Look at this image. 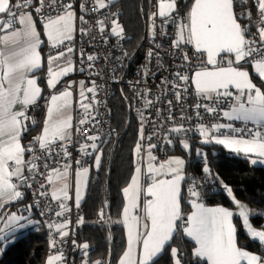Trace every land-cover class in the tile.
<instances>
[{
  "label": "snow or ice",
  "instance_id": "obj_1",
  "mask_svg": "<svg viewBox=\"0 0 264 264\" xmlns=\"http://www.w3.org/2000/svg\"><path fill=\"white\" fill-rule=\"evenodd\" d=\"M92 2L93 11L100 12L114 0ZM79 7L81 13L87 11L84 3ZM154 7L158 11L149 16L153 26L157 15L164 24H174L176 39L171 46L180 49L182 44L190 45L200 61L195 70L191 69V57L185 52L183 59L189 70L175 73L176 80L171 82V87L182 88L175 93L177 102H180L190 83L197 98L195 109L203 108L213 117L207 126L204 123L196 126V131L203 138L201 142L221 145L231 153L243 154L253 165H264V0H190V3L186 0L184 7L187 10L183 15L179 13V0H156ZM238 7L241 9L239 13ZM28 8H33V11L22 10ZM33 12L35 17L41 18L43 37L54 53L47 57L46 83L50 93L61 83V78L73 72L70 56L63 65L57 63L73 51L72 47L65 45L66 41L73 39L76 14L72 3H62L61 0H0V45L3 46L0 49V225H3L0 227V244L15 238L21 229L37 223L18 211H10L9 206L23 199L20 189L33 186L30 181L43 174L39 173L41 167L48 170L45 180L51 186V200L57 203V208L49 205V210L56 218L65 217L69 211L66 201L69 199L68 180L72 164L66 162L62 167L50 168L47 161L52 159L53 153L57 156L62 153L65 161L71 156L64 142L71 141L73 137V118L69 111L72 108L73 83L67 82L62 91L43 97L35 74L43 67L41 48L45 41L38 31ZM53 12L56 14L52 15ZM79 20L87 23L84 15H80ZM97 24L103 32L104 21L98 20ZM111 25V34L122 38L123 28L118 22L112 20ZM84 31L81 29L82 33ZM152 55L149 51L148 56ZM94 59L88 56L89 61ZM86 91L95 95V87ZM80 97L78 103L84 109V115L78 122L79 126L75 127L76 133L89 122L91 109V104L83 102L88 98L83 81L80 82ZM41 98L46 100L43 127L40 134L25 145L22 139L24 133L30 131L26 123L31 119L29 108ZM144 99L146 108L153 103L147 94ZM16 105L21 107L17 109ZM197 115H200L199 111ZM140 120L142 141L145 138L143 113H140ZM249 124L254 127H249ZM190 130L180 125L169 128L168 132L179 136ZM86 139L93 143L81 144L80 152L90 156L92 153L87 152V148L97 151L95 141L98 136L89 135ZM164 140L172 143L168 135ZM180 143L184 149H189L185 139L181 138ZM155 147V144L148 145L144 161L146 169L138 165L130 183L122 189L124 203L122 219L118 222L126 231L127 246L118 264H160L166 253V264H185V260L188 264H264V215L253 212L239 201L228 186H224L225 191L237 211L224 206H206L195 178L187 188V204L191 210L185 215L182 208L185 160L179 157L158 160L151 151ZM142 149L143 145L137 141L134 157L140 156ZM197 155H200L199 151ZM38 161L44 163L39 164ZM100 161V155H96L97 166ZM74 163L78 166L75 202L79 208L81 179L86 177L88 168L83 167L81 160ZM203 172L210 175L206 158ZM45 187L40 185L42 189ZM40 195L47 196L48 191H41ZM32 208L28 205L25 211L31 214ZM41 215H44V210ZM257 220L259 224H256ZM237 221L244 234L257 246L258 254L239 245ZM77 223H83V218L80 217ZM46 226L49 229L50 253L45 264H66L58 245L66 242L69 221L50 219ZM177 233H182L192 242L191 259H188V253L171 246L170 242ZM72 243L82 252V264H104L100 260H88L87 242L76 244L73 240Z\"/></svg>",
  "mask_w": 264,
  "mask_h": 264
},
{
  "label": "built area",
  "instance_id": "obj_2",
  "mask_svg": "<svg viewBox=\"0 0 264 264\" xmlns=\"http://www.w3.org/2000/svg\"><path fill=\"white\" fill-rule=\"evenodd\" d=\"M61 2L73 4L77 25L82 24V29L85 30L84 33L78 32L72 43H65V45L73 47L74 50L75 69L73 77L75 79H84L92 87H95V95L93 96L92 93L88 95V100L91 104V109L88 113L89 122L81 126L79 133H76L75 127L79 126L78 122L84 115V109L78 106L74 107L72 113V123L74 125L72 129L73 137L71 141L64 142L71 152V156L65 161L62 153L59 156L53 153L52 159L47 161L50 168L62 167L67 162L72 164L69 170L75 171L78 166L75 165L74 161L81 160L83 167L91 169L94 157L100 151L99 146L103 142L115 138L117 135L116 130L111 126L110 117L112 99L119 89H125L130 96L129 111L135 120L139 132L141 127L140 113H143L145 117V138L142 141L139 139V141L143 145L142 150L147 148L149 144H155L156 147L151 151L158 160L167 159L172 152V146L164 140L166 135L169 136L172 142H177L180 138L194 140L201 137L199 132L196 131V126L200 123H204L207 126L213 121V117L205 113L203 108L199 110L195 109L194 105L197 102V98L190 83L188 92L184 94V98L180 102H177L175 93L182 91V88L173 89L171 87V82L176 80L175 73L179 71L188 72L189 70V66L183 59L185 52L191 57V69L195 70L200 61L196 59L195 52L190 45L185 46L182 44L180 49L171 46L172 41L176 39L177 29L174 24H164L163 20L157 15L154 18L155 23L153 26V20H150L149 16L152 12L158 11L154 7L156 0H146L144 49L139 61L131 69L128 68L130 59L124 45L125 39L123 35L121 38L111 34V21H118L119 12L113 6V3L100 12H94L92 0H61ZM185 2L186 0H179L180 15H183L187 10L184 7ZM81 3L85 4L87 9L85 13H81L80 11L79 5ZM188 3H190V0H188ZM22 10L33 11V8ZM46 11L49 10L46 9ZM55 14L54 12L52 13V15ZM80 15H84L87 23H80ZM33 16L35 17L34 12ZM35 19L39 21L41 18L35 17ZM98 20L104 21L103 32L99 29ZM149 51L153 53L151 57L148 56ZM90 55L95 57V59L89 61L88 56ZM165 81L168 83H165ZM177 83L180 82L177 81ZM66 84L67 80L62 81L55 89L51 90V93L62 91L66 87ZM51 93L49 89H46L43 97H48ZM145 94L153 102L147 108L145 107ZM45 105L46 100L42 98L40 102L29 108L28 114L31 119L26 123L30 131L24 133L23 141L25 145H28L33 137L38 135V114ZM197 111L200 113L199 116L197 115ZM92 117H95V119H92ZM220 122L226 123L227 121L221 120ZM180 125L191 130L179 136L168 132L169 128ZM249 127L254 126L249 124ZM89 135L98 136V139L95 141L97 151L93 152L92 148L88 147L87 152L92 153V155H82L80 145H91L93 143V141L86 139ZM148 137H151V139H148ZM57 159H59L58 164L56 163ZM191 162L193 165H197L203 163L204 159L198 158ZM38 163L43 164L44 161H38ZM47 171V169L41 167L39 173L43 174H38L34 180L30 181L33 186L31 188L24 187L20 189L23 193V199L19 200L18 204L9 206L10 211H18L26 217L36 216L44 223L50 219H67L69 221V235L65 238L66 242L63 245H58V248L63 251L66 264H82V260L84 259L82 252L72 243L75 240L76 244H80L76 237V230L79 225L77 221L82 217L81 209L73 205L68 207L69 211L65 213V217L56 218L54 216V212L50 211L48 206L51 205L52 208H57V203L51 200V187L47 185L45 180ZM192 178H195L199 182V190L202 192L203 202L207 204L212 199L214 191L210 180L202 173H190L183 184V190L187 198V188ZM40 185H45L46 187L42 189ZM41 191H48V195H40ZM28 205L33 206L31 214L25 211ZM42 210H44V215H41ZM46 252L47 254L50 253L49 244Z\"/></svg>",
  "mask_w": 264,
  "mask_h": 264
},
{
  "label": "trees",
  "instance_id": "obj_3",
  "mask_svg": "<svg viewBox=\"0 0 264 264\" xmlns=\"http://www.w3.org/2000/svg\"><path fill=\"white\" fill-rule=\"evenodd\" d=\"M113 6L119 11L117 22L123 28L124 45L130 59L128 68L131 69L139 61L144 49L143 45L139 46L145 38L146 0H115ZM240 11L238 7L237 13ZM253 31H255L254 26ZM129 104L130 96L127 91L117 90L112 99L110 117L111 126L116 130L117 135L99 146L101 161L97 169L94 170L93 167L91 169L86 196L80 206L83 223H79L76 237L80 244L85 242L89 244L90 262L100 260L104 264H117L125 249L124 229L118 222L124 203L122 189L130 182L136 168L133 152L139 141V130L135 120L131 115L128 116ZM41 115L42 112L38 114L37 130L42 123ZM199 146L205 149L206 156L199 157L204 159V162L193 165L189 160L192 154L188 155L185 177L196 172L204 174L210 180L214 191L208 205L233 208L231 200L225 193L224 186H228L233 190L234 196L238 200L247 202L252 210L264 209L263 166L251 165L244 156L228 153L213 144ZM205 158L210 175L203 172ZM182 195L184 196L182 208L187 215L190 205L187 204L184 190ZM101 210H103L102 220ZM259 223L260 221L257 220L256 224ZM237 227L239 245L257 253V246L244 234L239 222ZM39 233H29L14 240L5 251L0 252V264H45L49 238L45 231ZM170 243L171 246L188 253V259H191L192 242L183 237L182 233H177ZM167 261L168 253L161 259L160 264H166ZM185 264H188L187 260Z\"/></svg>",
  "mask_w": 264,
  "mask_h": 264
},
{
  "label": "crops",
  "instance_id": "obj_4",
  "mask_svg": "<svg viewBox=\"0 0 264 264\" xmlns=\"http://www.w3.org/2000/svg\"><path fill=\"white\" fill-rule=\"evenodd\" d=\"M34 19H35V17H34ZM80 23H81V22H80ZM82 27H83L82 24L77 25V22H76V19H75V20H74V31H73V33H72L73 39H72L71 41H66L65 43H72V42L74 41L75 37H76V34H77L78 32H81ZM37 28H38V31H40V33H41V38H42V40L45 41V43L42 45V48H41L42 57H43V61H42V63H43V67H42V69L38 70V71L36 72L35 75H36V77L38 78V83H39V85L42 87V90H43V93H44V91H45L46 89H48V87H47V83H46V80H47V75H46V74H47V57H48V55H50V54H54V53H52V50L49 49V47H48V45H47V42H46V38L43 37V29H42V26L40 25L39 21H37ZM2 47H3V46L0 45V49H2ZM72 49H73V47H72ZM69 56H70L71 59H72L73 72L70 73L67 77H63V78H61V82L64 81V80H67V82H72V83H73V88H72V91H73L72 108L69 110V111H70V114H71V116H72V113H73V109H74V107H75V106L80 107V105H79V103H78V101L81 99V97H80V82H81V81L84 82L85 95H86L87 97H88V95H89L90 93L87 92L86 89L92 87V85H91L90 83H88L87 81H85L84 79H81V78H79V79H75V78L73 77V76H74V69H75V65H74V50H73L71 53H68L66 57L61 58V60L57 61V63L63 65L64 61H65V60L67 59V57H69ZM58 85H59V84H58ZM58 85H57V86H58ZM192 88H193V90H194V86H192ZM41 100H42V98L39 99L38 102H40ZM83 102L86 103V104H90L88 98L85 99ZM20 107H21L20 105H16V108H17V109H19ZM80 108H82V107H80ZM41 112H42V115H41V121H42V123H41L40 128L37 130V132H38L37 134H38V135H39L40 132H41V129H42V127H43V121H44L45 118H46V105H45L44 108L41 110ZM66 114H68V113H66ZM224 121H226V120H224ZM72 122H73V120H72ZM22 143L24 144L23 139H22ZM232 154H235V153H232ZM239 155L244 156L243 154H239ZM251 165H253V164H251ZM92 166H93V165H92ZM136 167H137V166H136ZM91 169H92V167H91ZM91 169H88V173H87L86 177H83V178L81 179V197H82V198H81L80 206L82 205V203H83V201H84V199H85V196H86V191H87V186H88V181H89V177H90ZM75 172H76V170H75V171H71V170H69V180H68V183H69V188H68L69 199L66 201L68 207H71V206H73V205L76 206V202H75V195H76V192H75V183H76ZM134 172H135V170H134ZM133 174H134V173H133ZM129 183H130V182H129ZM183 184H184V182H182V192H183ZM50 187H51V186H50ZM122 194H123V192H122ZM123 199H124V197H123ZM17 203H18V201L15 202L14 204H11L10 206H14V205L17 204ZM208 207H210V206H208ZM32 217L37 218L36 216H30L29 218H32ZM37 219H39V218H37ZM121 219H122V212H121V218L119 219V221H120ZM39 220H40V219H39ZM40 222H41V225H40L39 227H40V230H42L41 232L45 231V232L47 233V235H48V233H49V229L47 228L46 223L42 222L41 220H40ZM119 224L123 227V224H122V223H119ZM2 226H3V225H0V227H2ZM123 229H124V227H123ZM124 234H125V248H126V246H127V237H126V231H125V229H124ZM185 238H186V237H185ZM186 239L188 240V238H186ZM188 241H190V240H188ZM190 242H191V241H190ZM0 245H1V247H2L3 244H0ZM124 250H125V249H124ZM117 264H118V262H117Z\"/></svg>",
  "mask_w": 264,
  "mask_h": 264
},
{
  "label": "rangeland",
  "instance_id": "obj_5",
  "mask_svg": "<svg viewBox=\"0 0 264 264\" xmlns=\"http://www.w3.org/2000/svg\"><path fill=\"white\" fill-rule=\"evenodd\" d=\"M139 137H140V132H139ZM183 139H185L187 141V143L189 144V149H184L183 148L182 144L180 143V140H181V138H180L177 142H172L170 144V146H172V151L173 152H171L169 154L168 158L169 157H179V158H182V159L185 160V166H186V157H188V155H190V154H192L191 155V158L189 159L190 161H193L194 159H198L200 156H202V157L203 156L204 157L206 156L205 149H201L199 145L213 144V145H216V146L222 148L226 152L231 153L228 150L224 149L223 146H221V145H217L215 143H202L201 142L202 139H203L202 137H200L199 139H194V140L187 139V138H183ZM195 143H197L198 145L195 144ZM198 151L200 152V155H197V152ZM96 155H100V157H101V151H98L96 153ZM146 157H147V148H145L144 150H142L140 156L134 157V159H135V165L136 166H138V165L139 166H142V168L146 169V164L144 163V161L146 160ZM254 166H263L264 167V165H261V164H256ZM92 167H93L94 170L98 168V166L96 165V162H95V157H94V160H93V166ZM184 174H185V168H184ZM225 193H226V191H225ZM226 195H227V193H226ZM239 201H241V200H239ZM241 202H243L244 204H246L251 209V207L249 206V204L247 202H245V201H241ZM205 205L206 206H210V207L219 206V205H208V204H205ZM230 210H233L234 212L237 211V209H235L234 206H233V208L231 207ZM252 211L255 212V213H257V214L264 215V209H257V210H252ZM30 219L32 221H36L37 223L31 224L28 227H25V228L21 229L19 232L16 233L15 238L9 239L5 243H3L2 247H1V251H0L1 253L3 251H5L6 250L5 248H7L8 245L12 244L14 242V240H16L18 238H21L22 236H25V235H27L29 233H37V234H40L39 232L42 231V230H40V227H39L41 225L40 220L37 219V218H35V217H32ZM253 253H255V252H253ZM48 255L49 254L46 255V258H47Z\"/></svg>",
  "mask_w": 264,
  "mask_h": 264
},
{
  "label": "water",
  "instance_id": "obj_6",
  "mask_svg": "<svg viewBox=\"0 0 264 264\" xmlns=\"http://www.w3.org/2000/svg\"><path fill=\"white\" fill-rule=\"evenodd\" d=\"M144 41H145V38H144V40L142 41V43H141V45L139 46V47H141L142 45H143V43H144ZM128 116L130 117V111H129V113H128ZM107 206V205H106ZM100 219L102 220L103 218H101V213H100ZM110 264V263H109Z\"/></svg>",
  "mask_w": 264,
  "mask_h": 264
}]
</instances>
